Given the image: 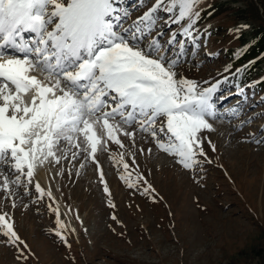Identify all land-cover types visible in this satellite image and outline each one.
Here are the masks:
<instances>
[{"label":"rangeland","instance_id":"rangeland-1","mask_svg":"<svg viewBox=\"0 0 264 264\" xmlns=\"http://www.w3.org/2000/svg\"><path fill=\"white\" fill-rule=\"evenodd\" d=\"M154 3L116 0V7L131 14L127 26ZM197 10L190 37L182 34L187 22L165 23L172 14L163 10L152 35L161 33L156 38L178 59L179 76L200 89L218 85L208 117L214 130L204 132L211 162L198 157L199 165L185 169L139 132L135 142L122 137L123 148L109 144L95 160L69 152L48 164L63 206L36 192L35 183L48 192L37 172L32 184L22 177L12 185L11 195L0 191V214L28 245L27 260H18L15 247L0 243V264H264V0H203ZM247 63L245 79L238 70ZM129 174L134 187L121 179Z\"/></svg>","mask_w":264,"mask_h":264},{"label":"snow or ice","instance_id":"snow-or-ice-1","mask_svg":"<svg viewBox=\"0 0 264 264\" xmlns=\"http://www.w3.org/2000/svg\"><path fill=\"white\" fill-rule=\"evenodd\" d=\"M202 2L155 0L125 26L131 14L116 0H0V191L11 195L22 177L32 184L41 166L59 164L69 152L95 160L109 144L123 148L122 137L135 142L137 132L185 169L206 159L204 132L214 130L208 117L215 115L218 85L200 89L179 76L178 59L156 38L161 33L152 35L163 10L172 14L165 23L186 21L182 34L190 37ZM118 162L128 169L123 155ZM129 177L121 179L134 187ZM34 187L51 197L39 183ZM56 235L68 244L61 231ZM0 237L27 260L28 245L7 213L0 214Z\"/></svg>","mask_w":264,"mask_h":264},{"label":"bare ground","instance_id":"bare-ground-1","mask_svg":"<svg viewBox=\"0 0 264 264\" xmlns=\"http://www.w3.org/2000/svg\"><path fill=\"white\" fill-rule=\"evenodd\" d=\"M37 176L39 177V179L41 180L42 185L44 186V188L47 191H51V197L53 198V200L55 201V203L60 207L63 206L62 202L60 199H58L55 191H54V185L56 181H54L53 177H52V173L50 171V167L48 165V163H45L43 166H41L38 170H37Z\"/></svg>","mask_w":264,"mask_h":264},{"label":"trees","instance_id":"trees-1","mask_svg":"<svg viewBox=\"0 0 264 264\" xmlns=\"http://www.w3.org/2000/svg\"><path fill=\"white\" fill-rule=\"evenodd\" d=\"M258 50H259V49L256 48V49H254V50H252V51H250V52L244 54V55L247 56V58L244 59V61H246L247 59H251L252 57H254V56H255L254 54H256V51H258ZM252 55H253V56H252ZM244 61H242L241 64H243ZM252 65H253V63H247V64H244V65L238 70V73H240L239 75L246 79V78L248 77V69H249L250 67H252Z\"/></svg>","mask_w":264,"mask_h":264}]
</instances>
